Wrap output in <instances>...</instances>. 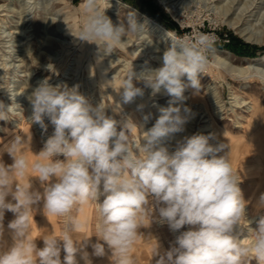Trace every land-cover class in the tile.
Masks as SVG:
<instances>
[{
  "label": "clouds",
  "instance_id": "9594fccd",
  "mask_svg": "<svg viewBox=\"0 0 264 264\" xmlns=\"http://www.w3.org/2000/svg\"><path fill=\"white\" fill-rule=\"evenodd\" d=\"M82 8L85 19L75 37L102 43L106 55L129 36L144 32L134 14L114 25L105 15L101 0H83ZM211 45L208 34L172 39L161 67L138 75L131 68L123 78L119 92L125 104L144 96V88L136 87L133 78L150 88L152 96L163 93L172 98L168 107L159 109L160 115L150 129H140L138 151L128 134L130 126L136 125L128 120L118 131V122L106 115L105 107L93 106L80 94L78 85L53 86L45 79L35 87L28 97L31 122L47 131V118L54 131L37 154L40 158L31 164L22 154L19 136L5 150L13 163L0 161V264H62V249L63 264H77L76 254L84 244L73 234L81 232L85 223L73 215V210L91 202L99 205L95 236L111 250L114 264H136L133 248L151 198L163 205L158 208L159 217L173 232L193 226L180 231L175 245L163 254L157 244L153 250V257H159L156 264H247L252 258L264 264V215L252 229L251 243L240 242V222L246 218L247 202L239 187L241 176L230 156L218 155L226 145L211 143L216 139L214 134H194L177 140L174 151L167 146L172 134L183 132L189 121L191 109L184 107L182 113V102L187 99L184 93L189 88L194 94L199 91L198 75L206 71ZM137 107L143 109L144 105ZM10 109L0 102V120L9 119ZM30 167L42 192L33 188L31 179L23 184L17 181ZM41 201L46 217H67V223L59 236L45 235L43 248H37L30 236V213ZM258 206L264 208V194ZM6 211L15 215L8 224L12 235L8 246L3 241ZM92 247L93 255H105L104 244ZM84 258L87 260V253Z\"/></svg>",
  "mask_w": 264,
  "mask_h": 264
},
{
  "label": "rangeland",
  "instance_id": "374dc122",
  "mask_svg": "<svg viewBox=\"0 0 264 264\" xmlns=\"http://www.w3.org/2000/svg\"><path fill=\"white\" fill-rule=\"evenodd\" d=\"M104 1L108 2L105 4L101 1V7L105 9V15L108 18L112 16V19L109 18L111 21L115 19L118 23L126 22L129 14H134L138 20L139 13H143L181 37L195 39L200 34L210 36L212 45L207 53L209 63L205 73L198 75L201 86L198 91L199 98L191 105L182 102V113L184 107L191 109L189 121L184 125L183 132L172 134L167 146L169 151H174L177 140L194 134H212V131L205 130L209 129L205 126L212 121V116L218 127L232 136V141L225 144L226 147L218 155L230 156L233 168L238 170L242 179L239 183L240 189L250 184L247 181L250 171L254 178L253 188H260L259 186L264 188V170H260L258 166L263 162L264 157L257 145L253 144L249 138L251 112L246 106H234L237 99H241L242 102L244 99L264 102V76L261 77L256 71H250L247 76L236 75L229 67L226 68L218 63L215 57L217 50L223 58L237 65L244 66L254 58L264 62V0H174V3L178 2L180 5L181 18L174 16L170 11L168 4L171 2L165 3L162 0H153L157 4L155 15L143 8V0ZM117 2L120 5L108 6L109 3L117 4ZM82 3L83 0H0V102L6 108L11 106L9 119L0 120L4 127V130L0 129V161L5 165L13 163V158L5 150L7 144L17 136L23 138L35 135L39 147L44 148L46 140L41 137L47 136L48 139L54 131L47 118H45V124L48 125L47 131L38 128L39 124L31 122L32 106L28 97L45 79L53 86L78 85L80 94L93 106L102 104L105 107L106 115L118 122V131L122 129L124 123L131 120L137 127L130 126L128 134L131 144L137 151L142 141V133L139 130L150 129L160 115L159 109L169 106L172 99L170 96L163 93L152 96V90L135 78H133L134 85L144 88L142 98L137 97L134 102L125 104L119 89L123 78L131 68L138 75L146 69L161 67L163 53L171 44L161 42L155 34L150 36L151 44H142L138 36L131 35L129 36L132 38L131 44H121L114 52L106 55L102 43L98 42L97 45L75 37L79 35L85 19ZM246 3L251 9L244 12L241 26L236 28L229 21L237 14L232 15V10L226 12V9L229 5L235 4L239 13L246 7ZM168 20L175 21L180 31L175 26H168L170 25ZM249 24L261 35L260 43L248 41L240 33V29ZM141 52H145L146 55L142 56ZM184 95L188 98L189 93L185 92ZM140 104L144 105L143 109H138L137 106ZM134 111L141 113V122H136L132 117ZM145 116H149V119L145 120ZM238 121H241L243 125L237 126L241 124ZM187 130L189 133L179 138ZM210 142L222 143L217 139ZM30 150L22 146V154L31 164L34 160L28 156ZM57 158L64 159L63 156ZM33 172L32 170L30 173ZM29 180L30 178L27 177L25 183ZM17 181L23 184L22 178H17ZM31 183H33L32 179ZM33 188L43 191L39 180H36ZM40 206L42 209V201ZM160 206L163 205L157 204L154 198L150 199L143 226L139 229V238L133 248L132 255L136 262L145 259L151 261V254H148L147 250L150 249L153 252L157 244L161 254L170 250L175 245L179 232L193 227L185 225L179 231L173 232L167 223L161 222L158 212ZM98 207L96 202H91L80 210H73V215L79 217L84 212L86 222L81 232L73 234L77 242L84 244L83 249L76 254L77 264H89V262L90 264H114L115 258L112 257L111 250L95 236L100 223ZM42 215L44 219L46 218L43 232L46 229L47 235H50V232L53 234L55 232L53 225L56 222L55 233L59 236L66 226L67 217L52 215L46 217L43 210ZM256 227L257 225L254 229ZM248 228L250 225H246V230L241 232V238L247 236ZM96 243L104 244V256L93 255L92 246ZM43 246L42 242V248ZM108 250L110 254L106 252ZM84 253H87V260L84 258ZM64 255L62 249V264ZM158 258V256L153 257V264H156ZM249 261L257 264L254 258Z\"/></svg>",
  "mask_w": 264,
  "mask_h": 264
},
{
  "label": "bare ground",
  "instance_id": "6f19581e",
  "mask_svg": "<svg viewBox=\"0 0 264 264\" xmlns=\"http://www.w3.org/2000/svg\"><path fill=\"white\" fill-rule=\"evenodd\" d=\"M101 1L104 2L105 4H107V2H108V1L106 2L104 0H101ZM162 1L165 2V3L171 2L170 4H168V6L170 5L169 6L170 11L174 14V16L181 18V10L179 8L180 5H179L178 2L174 3L173 2L174 0H172V1L171 0H162ZM230 1H235V0H230ZM236 4H237V2H236ZM117 5H120L119 2H117V4L116 3L115 4L114 3H109L108 6H117ZM245 6L246 7L241 9L239 13H237V8H235V4L233 6L229 5L227 7L226 12L227 11L230 12V10H232V12H231L232 15L233 14H237V16L232 17L230 19V21H229L232 26H235L236 28H239L241 26V19H242V16H243L244 12L246 13V11H249L251 9L250 6L247 3H246ZM260 13H261V11H260ZM139 14H140V18L137 20V22L139 24H141L143 26V28H144L143 34L138 36V39L142 40V44H146V43L147 44H151L152 41L150 39L151 38L150 36H152V34H155V36H157L158 39L161 42H169L170 44H172V39H177V38L181 37L178 34H176L175 32H173V31L169 30L168 28H166L164 25H162L160 22H158L157 20L153 19L152 17H149V16H147V15H145L143 13H139ZM109 18L112 19V16H110ZM112 22H113L114 25H118L119 24L118 22H116L115 19H113ZM240 33L248 41H252V42H256V43H260L262 41L261 35L258 33V31H254V29H253L251 24L242 27L240 29ZM131 42H132V38L128 37L125 40V42L122 43V44H131ZM153 44H155V43H153ZM153 48H155L154 45H153ZM141 53H143V52H141ZM144 53L142 54V56L146 55V53L145 54ZM215 53H216L215 57L218 60L217 62L221 63L226 68L229 67V69L232 70L233 72H235L236 75L247 76V75H249L250 71L251 72L252 71H256V72H258V74L261 77L264 76V62L259 60V58H254L252 60H249L248 63L243 66V65L234 64L233 62L228 61L226 58H223V56L220 55L217 50L215 51ZM261 66H263V67H261ZM185 92L189 93L188 98L186 99L187 101L186 100L184 101L185 103H188V104L191 105V104H193L196 101V99L199 98V92H196L194 94L195 90H193L191 88L187 89ZM11 99H13V98H11ZM184 102H183V104H184ZM234 106H238V107H240V106L241 107H245L246 106L247 109L250 110V112H251V114H250V126H251V129L250 130L251 131L249 132V138H250V141H253V144L257 145L258 150L261 152V154L264 157V102L261 101V100H254V99H251V100L244 99L243 102H242L241 99H237L236 100V105H234ZM140 114L141 113L139 111L132 112V117L136 120V122L137 121L141 122V115ZM211 119H212V121L205 126V127L209 128V129H205V130L212 131V134H214V136L217 139V141H220L223 144H229L232 141L231 134L226 132L225 130L221 129L220 127H218V125L214 122L212 116H211ZM238 123H241V124H239L237 126L243 125L241 121H238ZM17 124H19V123H17ZM37 127L41 129L40 125H38ZM0 129L4 130L3 125H1V121H0ZM188 133H189L188 130L185 131L184 133H182L180 135L179 138H182V137L186 136ZM41 138L43 140L47 141V136H42ZM258 166H259L260 170L261 169L264 170V160H263L262 163H260V165L258 164ZM252 175H253V173L250 171L249 174H248L249 179H247V181H249L250 184L248 186H245L243 189H241L242 195H243L245 201L247 202V207H246V214L247 215H246V218L242 219L241 222H240V224H241V232L246 230V225H250V228L247 229V233H246L247 236L244 237V238H241V240H240V242L242 244H245V245L251 243V240H252V236H251L252 229H254V226L257 225V221H258L259 217L263 215V213H261L260 211L256 210L257 208L255 209L254 207H252L251 206V202H249L250 195L256 189V188H253L254 178H253ZM250 176H252V177H250ZM241 181H242V179H241ZM256 201H258V200H256Z\"/></svg>",
  "mask_w": 264,
  "mask_h": 264
},
{
  "label": "crops",
  "instance_id": "0c3cea01",
  "mask_svg": "<svg viewBox=\"0 0 264 264\" xmlns=\"http://www.w3.org/2000/svg\"><path fill=\"white\" fill-rule=\"evenodd\" d=\"M21 139L23 140L22 146L24 148L32 150V151L30 150L29 154H28V156L31 158V160L36 161L37 159H39L40 157L37 154H39L40 151L43 150V147H39V142L36 139V137L35 136L23 137ZM30 172H32L31 167L29 168L28 174L25 177H23L22 180H23V183H25L26 178L28 177V178L32 179V182H33L32 184L34 185V184H36V180H38V179L34 177L36 175V173L34 174V172L33 173H30ZM259 187H260V189L259 188L255 189L254 192L250 195L249 201L251 202L252 207H254L255 209L257 208L256 210L260 211L264 215V209L258 206L259 205V198L261 196L260 194H264V188H262V186H259ZM7 199L11 200V196H9ZM256 200H258V201H256ZM40 205H41V202L38 203L37 205H35L34 208L31 210V213H30V221H31L30 236L32 239L36 240L35 242H36L37 248H42V242H43L42 238L45 235H47L46 229L43 232V229H44L43 226H46V222H45L46 218L45 219L43 218L42 209H41ZM81 214H82L80 216L81 219L84 221V223H86L85 217H84V212H82ZM14 219H15V215L12 212H10V211L5 212V216H4V220H3V225H4V229H5L3 241H4L5 246L10 245L12 242L11 230L8 229V224ZM53 226H54L53 229L56 232V230H57L56 222L54 223ZM55 232H53V234ZM48 234H49V232H48ZM50 234H52V233L50 232ZM55 235H56V233H55ZM106 252L108 254H110V250H108ZM147 253L151 254V258H152V259H150L151 261H149V259H147V260L145 259V260H142L141 262H136V264H153V257H152L153 252H152V250H150V249L147 250ZM247 264H252V262H250L248 260Z\"/></svg>",
  "mask_w": 264,
  "mask_h": 264
},
{
  "label": "trees",
  "instance_id": "16d2710c",
  "mask_svg": "<svg viewBox=\"0 0 264 264\" xmlns=\"http://www.w3.org/2000/svg\"><path fill=\"white\" fill-rule=\"evenodd\" d=\"M144 4V5H143ZM142 5H143V8L149 12L150 14L152 15H155L157 14V12L155 11V9H157V4L153 1V0H143L142 1ZM163 17V16H162ZM168 22L170 23V25L168 26H175V28L180 31V28H179V25L173 21V20H168ZM237 50V49H235Z\"/></svg>",
  "mask_w": 264,
  "mask_h": 264
}]
</instances>
